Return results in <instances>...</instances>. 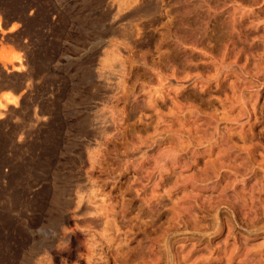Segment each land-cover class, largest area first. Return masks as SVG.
Segmentation results:
<instances>
[{"label":"rangeland","instance_id":"374dc122","mask_svg":"<svg viewBox=\"0 0 264 264\" xmlns=\"http://www.w3.org/2000/svg\"><path fill=\"white\" fill-rule=\"evenodd\" d=\"M0 110V264H264V0H0Z\"/></svg>","mask_w":264,"mask_h":264},{"label":"bare ground","instance_id":"6f19581e","mask_svg":"<svg viewBox=\"0 0 264 264\" xmlns=\"http://www.w3.org/2000/svg\"><path fill=\"white\" fill-rule=\"evenodd\" d=\"M23 61V60H22ZM17 65H12L11 66V71H14V72H20L22 69H23V63H21L20 61H18L17 63H16ZM23 64V65H22ZM17 75V74H16ZM19 75V74H18ZM4 106V105H3ZM3 109H5V108H3ZM1 111V110H0ZM0 115H1V113H0ZM94 255V254H93ZM90 256V255H89ZM89 258V257H88Z\"/></svg>","mask_w":264,"mask_h":264}]
</instances>
